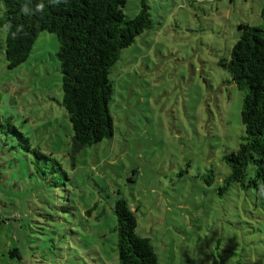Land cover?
Segmentation results:
<instances>
[{"label": "rangeland", "instance_id": "obj_1", "mask_svg": "<svg viewBox=\"0 0 264 264\" xmlns=\"http://www.w3.org/2000/svg\"><path fill=\"white\" fill-rule=\"evenodd\" d=\"M147 5L151 28L109 74L112 137L74 158L56 36L41 32L27 60L9 70L0 25V120L10 119L64 172L50 187L33 154L1 146L0 264H118L117 199L134 211L136 232L150 239L160 264H264V213L254 192L225 188L223 157L243 135V93L221 65L237 25L262 24V0ZM139 6L127 0L124 15L135 17Z\"/></svg>", "mask_w": 264, "mask_h": 264}, {"label": "trees", "instance_id": "obj_2", "mask_svg": "<svg viewBox=\"0 0 264 264\" xmlns=\"http://www.w3.org/2000/svg\"><path fill=\"white\" fill-rule=\"evenodd\" d=\"M126 1L0 0L3 9L0 25L4 30L6 24L10 25L5 30L3 52L7 69L12 70L27 60L41 32L56 36V58L62 79L61 105L72 128L71 158L112 137L110 71L120 52L151 28L147 0H140L139 12L133 18L123 13ZM24 5L25 12H22ZM37 5L43 7L37 10ZM260 17L261 25H237V40L229 59H224L221 65L243 93L240 112L243 135L237 149L223 157L229 169L225 188L235 185L251 189L264 213V0ZM10 144L9 150L20 147L24 153L34 155L40 170L39 180L50 187H59L57 179L64 174L59 162L37 148L31 149L28 139L10 119L4 123L0 120V148ZM113 212L118 264H160L150 239L137 234V220L127 202L117 199ZM4 221L9 220L3 218ZM11 255L18 256V251L14 250Z\"/></svg>", "mask_w": 264, "mask_h": 264}, {"label": "clouds", "instance_id": "obj_3", "mask_svg": "<svg viewBox=\"0 0 264 264\" xmlns=\"http://www.w3.org/2000/svg\"><path fill=\"white\" fill-rule=\"evenodd\" d=\"M25 7H26V5H24V6L21 8V11H22V12H25ZM42 7H43V5H37V10L41 9ZM8 28H10V25L6 24V25H5V30H7ZM18 31H19V29H18ZM13 36H15V33H13ZM262 187H264V186H262Z\"/></svg>", "mask_w": 264, "mask_h": 264}]
</instances>
